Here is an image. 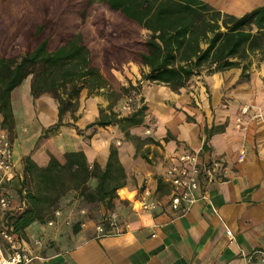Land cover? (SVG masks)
Wrapping results in <instances>:
<instances>
[{
	"label": "crops",
	"instance_id": "crops-1",
	"mask_svg": "<svg viewBox=\"0 0 264 264\" xmlns=\"http://www.w3.org/2000/svg\"><path fill=\"white\" fill-rule=\"evenodd\" d=\"M244 1L247 5L231 14L239 16L264 4L262 0ZM225 9L227 6H219L217 10ZM253 58L248 61L244 78L240 66L202 72L193 77V85L180 92L155 83L143 84L141 96L148 109L139 128H149L150 132L142 136L138 127L131 131L133 138L145 141L143 150L138 152L131 142L117 148L126 173L117 196L120 190L130 195L124 198L119 194L112 208L118 213L119 233L99 236L96 226L103 223L109 210L102 203L87 205L69 192L60 199V213L52 214L51 224L49 220L33 222L18 238L19 246L30 256L25 264H264V60ZM82 93L78 125L85 127L96 120L99 104L105 103ZM26 94L30 97L26 120H33L35 103L41 121L37 118L33 122L35 130L20 140L17 161L27 157L45 166L50 154L57 157L82 150L90 165H105L111 143L119 136L112 126L83 135L62 126L56 136L61 141V153L49 152L44 144L35 147L37 130L57 121V103L47 95L33 99L30 85ZM10 101L12 107L11 96ZM243 105L251 108L244 116L250 120L244 130L239 116ZM242 146L245 158L237 162ZM198 150L204 159L220 160L229 172L222 180L204 185L205 198L184 214H177L168 206L171 188L164 178L167 159ZM142 155L153 157L155 163H145ZM144 189L159 201L149 211L136 210L132 204L134 194Z\"/></svg>",
	"mask_w": 264,
	"mask_h": 264
},
{
	"label": "trees",
	"instance_id": "trees-1",
	"mask_svg": "<svg viewBox=\"0 0 264 264\" xmlns=\"http://www.w3.org/2000/svg\"><path fill=\"white\" fill-rule=\"evenodd\" d=\"M250 53L264 60V5L236 16L204 0H0L2 126L11 129V92L28 75L33 99L47 95L57 103V121L47 129L53 134L65 124L66 113L78 118L83 90L90 96L106 88L115 100L127 91H115L111 84L113 71L129 63L147 69L141 72L143 81L180 92L203 69L239 67ZM246 68L242 64V71ZM146 110L142 105L119 116L109 103L85 129L116 124L128 136L130 128L144 123ZM125 180L115 147L103 167L90 165L82 150L65 152L63 161L50 156L45 166L26 157L17 189L24 208L5 211L2 224L20 238L31 223L47 222L69 192L110 210ZM119 194L130 196L125 190Z\"/></svg>",
	"mask_w": 264,
	"mask_h": 264
},
{
	"label": "built area",
	"instance_id": "built-area-1",
	"mask_svg": "<svg viewBox=\"0 0 264 264\" xmlns=\"http://www.w3.org/2000/svg\"><path fill=\"white\" fill-rule=\"evenodd\" d=\"M249 109V106H243L240 115H245ZM149 132L148 128L146 133ZM245 153L246 150L242 147L238 152L237 162L244 160ZM201 154V150L186 151L172 155L167 159L164 178L171 188L168 206L177 214H184L198 200L205 198V193H202L204 185L222 180L229 172L227 166L220 160H207ZM17 172L13 142L7 129L0 122V264H25L30 260L29 254L19 246L18 237L2 224L4 212L12 210L10 194L5 190L4 185L16 179ZM132 204L136 210L149 211L156 208L159 201L151 196L148 189H144L134 194ZM59 213L58 209L53 211L54 216H58ZM117 217L118 213L115 209L108 211L103 223L96 226L99 236L119 233ZM48 223L51 224L52 220H49ZM226 234L231 236L230 231H227ZM35 243H39V241L35 240ZM261 251L256 250L255 253H262Z\"/></svg>",
	"mask_w": 264,
	"mask_h": 264
},
{
	"label": "rangeland",
	"instance_id": "rangeland-1",
	"mask_svg": "<svg viewBox=\"0 0 264 264\" xmlns=\"http://www.w3.org/2000/svg\"><path fill=\"white\" fill-rule=\"evenodd\" d=\"M258 1H261V0H258ZM207 2H208V4H211L210 6L214 9H218L219 6L221 8L227 6V9H225V11H224V13H227V14H231L234 10H239L240 8L247 5L246 1H244V0H210ZM262 2H264V0H262ZM258 6H262V5H258ZM258 6L255 5L253 8L258 7ZM252 9H250L249 11H251ZM249 11H247V12H249ZM244 13H246V12H244ZM232 15H234V14H232ZM141 34L143 36L148 35V33H146V31H142ZM253 57L260 58L258 53H254V54L250 53L245 60L241 61V64H244V65L249 64L248 61ZM253 59H255V58H253ZM241 64H240V66L242 68ZM142 71L145 72V71H147V69L141 68L134 63H129V64L125 65L121 71H113L115 82H112V84H111L112 88L115 91L117 88H122V87L128 88L127 91H122L121 96H119V98H117L116 100H115L114 95H110L111 91L106 89V88L100 89L98 92H93L90 94V96H97V98H99L102 102L105 103L104 106H102V104H99V105H101V107H99V109L100 108L106 109L107 105L109 103H111V110L113 112L119 114V116L127 115L130 112H132L134 109L139 108L142 105L146 106V104L144 102V98L141 96V86H143V84L144 85L147 83L149 84L150 82L143 81L141 79V72ZM245 71L246 70L242 71L244 73V76H242L243 78L245 77ZM202 72H204V74L209 73L207 68L203 69L199 75H203V74H201ZM31 78H32V75H28L25 78V80L17 88H15L13 90V92L11 94L12 113L14 115L13 116V123H12L11 129L9 128V130L7 127H4L7 129L9 137L13 142L14 160H15V163L18 164V168H17L18 172L16 174V179H13L12 181L7 182L4 185V188L10 194L11 209L16 211L17 213L22 211V209L24 208V203L21 200V196L17 192V189L20 188L21 180L23 177L24 160H22L20 162L17 161L18 157L16 155V152L18 154V149L20 148V146H19L20 140L24 141L23 139H26L28 136L31 135V133L34 129L33 127L35 126V125H33V122H35L37 118H38V120L41 121V117H40L39 113L36 115L35 103H33V116H34L33 120H30V121L26 120V112H27L26 102H27V99L30 98L26 94V89L29 88V85L31 83ZM193 84H194V81L192 79L190 81V83L188 84L187 88ZM159 85H161V84H159ZM163 86H165V85H163ZM82 92L86 93V97H89V96H87L88 93L86 90H83ZM243 106H248V105H243ZM241 108H240V111H241ZM79 110L83 111L81 102H79L78 109L75 112V114L78 115V118H76V120H73L70 117V114L66 113L63 116V122L65 124L61 125L58 128V130L56 132H54L53 134L47 133V129L51 125L48 126L47 128L42 127L40 129H38L37 131L39 132V135H38L39 137L35 143V147H37V146L39 147L42 144H44L46 146V148L49 150V152H58V154H59V153H61V146H60L61 141L59 139H57L56 136L59 134V131L61 130L62 126H68L70 129H72L75 133H78V134L82 132L81 133L82 135L86 133L85 131L88 132V131L94 129V128H89V130H88V129H85V127L83 125L82 126L78 125L79 124L78 120H79V117L81 116V113L79 112ZM240 111H239V116H241ZM247 113H249V111ZM247 113L245 115L241 116V118H242L241 126H242L243 130L245 127L248 126L249 121H250V120L245 119V117H244V116L248 115ZM243 119H245V122L243 121ZM0 122L2 123V116L1 115H0ZM143 125H144V123L140 126L130 128V130H129L130 133L128 136H125L120 131L119 127L116 124H111L109 126L104 127V129L107 130L108 128H110L112 126V128H114V130H116L118 132V135H119L117 138H115V141L111 143L110 148L115 147L117 150V148L121 147V143L131 142L134 145V147L137 149V151L141 152L143 150L142 148H143L144 144L139 142V139L133 138V136H135V135H131V131L133 128H137V127H138V129H140L139 127H141V126L143 127ZM95 130H96V128H95ZM138 134H142V136H143L145 134L148 135L149 133H146L145 129H143V130L140 129ZM142 136L140 135V138H142ZM87 137H89V135ZM143 138H146V137H143ZM29 144H31V143H29ZM242 147L245 148L244 146H242ZM31 149H32V147H31ZM117 152H118V150H117ZM61 155L57 156V157L54 156V157H56L59 161H63L64 154H61ZM50 156H53V155L50 154ZM155 160L156 159H154L153 157L152 158L146 157L145 159H143V161L145 163H155ZM92 182L93 181H90L89 183L92 184ZM118 196H119V193H118ZM119 197H121V196H119ZM60 207L61 206L59 204L57 208H60Z\"/></svg>",
	"mask_w": 264,
	"mask_h": 264
},
{
	"label": "bare ground",
	"instance_id": "bare-ground-1",
	"mask_svg": "<svg viewBox=\"0 0 264 264\" xmlns=\"http://www.w3.org/2000/svg\"><path fill=\"white\" fill-rule=\"evenodd\" d=\"M45 105H47V104H45ZM41 107H43V106H41ZM41 110V109H40Z\"/></svg>",
	"mask_w": 264,
	"mask_h": 264
}]
</instances>
